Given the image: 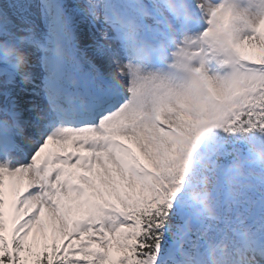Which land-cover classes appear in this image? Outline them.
<instances>
[{
	"label": "snow or ice",
	"instance_id": "6c2138e0",
	"mask_svg": "<svg viewBox=\"0 0 264 264\" xmlns=\"http://www.w3.org/2000/svg\"><path fill=\"white\" fill-rule=\"evenodd\" d=\"M207 3H197L209 25L199 39L224 46L236 70L219 79L190 68L180 92L160 81L147 114L134 107L137 68L110 46L115 75L86 59L65 0H38V17L0 5V85L20 75L4 53L15 43L41 53L47 100L22 119L0 92V264H264V153L253 148L264 149V13L253 36L233 42L230 10ZM72 11L127 46L141 27L163 35L188 16L185 0H84ZM186 43L178 60L199 54ZM126 70L125 96L116 77Z\"/></svg>",
	"mask_w": 264,
	"mask_h": 264
},
{
	"label": "clouds",
	"instance_id": "9594fccd",
	"mask_svg": "<svg viewBox=\"0 0 264 264\" xmlns=\"http://www.w3.org/2000/svg\"><path fill=\"white\" fill-rule=\"evenodd\" d=\"M129 38L132 40V43L129 46L131 49L132 60L142 62L148 59L152 52L149 46L144 43H138V40L133 33L129 34ZM4 53L6 58L11 62L14 69L20 73L21 81L27 82V80L31 78V72L28 71L31 66V54L26 52L22 47H19L15 43L6 44L4 46ZM159 54L162 59H167L164 53V46L162 45L160 46ZM168 55L172 57L170 62L171 66H174L173 68L176 69L177 72L187 74L186 78H182L181 86L183 88L187 87L192 80V73L189 70V64L192 59L199 58L202 64H208L215 61L217 69H223L225 67L229 68V72L225 74L226 77L237 68V65L229 62L228 54L224 46H222L220 43L207 39L201 40V46L199 48L198 55L185 58L182 61L178 60L173 55V52L169 53ZM125 64H131V62ZM217 78L223 79L224 77H219L217 72ZM161 92L162 88L160 87V83L156 77L152 75L143 77L141 80L140 94L134 99V107L147 114L151 110L157 96ZM129 95H132L131 92ZM253 148L255 149V146H253ZM256 151L264 153V149H259ZM188 192L192 193V189L189 188Z\"/></svg>",
	"mask_w": 264,
	"mask_h": 264
},
{
	"label": "rangeland",
	"instance_id": "374dc122",
	"mask_svg": "<svg viewBox=\"0 0 264 264\" xmlns=\"http://www.w3.org/2000/svg\"><path fill=\"white\" fill-rule=\"evenodd\" d=\"M0 5H1V0H0ZM223 7L225 8L226 6L223 5ZM226 8L229 9L230 13H231V18H230L231 28L234 29L235 32H237V33L240 32L241 27H242V22L240 20H234V19L237 18L236 15L240 16L241 14H244V12L242 10H240V9L235 8L234 6H231V7L227 6ZM236 13H241V14H236ZM19 24L20 23H18V25ZM95 35H93V37H95ZM100 48H101V46L99 47V56H98V58H101V49ZM248 51L250 52V49ZM107 55H110V54H107ZM113 71L115 72L114 69H113ZM210 78H213V77H210ZM167 89H171L173 92H176L175 90H181L179 88H167Z\"/></svg>",
	"mask_w": 264,
	"mask_h": 264
},
{
	"label": "bare ground",
	"instance_id": "6f19581e",
	"mask_svg": "<svg viewBox=\"0 0 264 264\" xmlns=\"http://www.w3.org/2000/svg\"><path fill=\"white\" fill-rule=\"evenodd\" d=\"M116 56V55H115ZM116 59H118V57L116 56ZM103 65V67L106 69L107 68V66H105V64H102Z\"/></svg>",
	"mask_w": 264,
	"mask_h": 264
}]
</instances>
